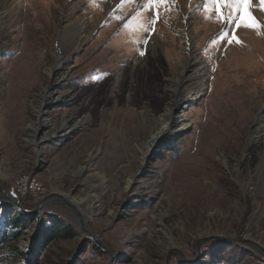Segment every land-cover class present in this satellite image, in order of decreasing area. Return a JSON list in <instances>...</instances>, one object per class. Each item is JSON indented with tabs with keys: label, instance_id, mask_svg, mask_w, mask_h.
I'll return each instance as SVG.
<instances>
[{
	"label": "rangeland",
	"instance_id": "rangeland-1",
	"mask_svg": "<svg viewBox=\"0 0 264 264\" xmlns=\"http://www.w3.org/2000/svg\"><path fill=\"white\" fill-rule=\"evenodd\" d=\"M243 11L0 0V186L47 198L0 193L39 214L0 264H264V3ZM47 212L76 235L38 242Z\"/></svg>",
	"mask_w": 264,
	"mask_h": 264
},
{
	"label": "trees",
	"instance_id": "trees-1",
	"mask_svg": "<svg viewBox=\"0 0 264 264\" xmlns=\"http://www.w3.org/2000/svg\"><path fill=\"white\" fill-rule=\"evenodd\" d=\"M25 203L24 201L23 205L26 211L33 210V206L28 207ZM1 207H3V210L0 213V262L7 260L12 255H15L17 259L21 256L27 257L28 252L24 255L18 247H12V243L21 236L24 230L30 227L33 221L39 218V214L26 220H20L11 204L1 205ZM39 222L38 242L43 243L45 246L60 240L71 239L76 235L72 225L52 212H47V216L41 217ZM7 249L10 250L9 253L5 252Z\"/></svg>",
	"mask_w": 264,
	"mask_h": 264
},
{
	"label": "snow or ice",
	"instance_id": "snow-or-ice-1",
	"mask_svg": "<svg viewBox=\"0 0 264 264\" xmlns=\"http://www.w3.org/2000/svg\"><path fill=\"white\" fill-rule=\"evenodd\" d=\"M149 4L151 5H158V4H166L168 0H148ZM261 3H264V0H260ZM249 0H205V12L208 14L206 15V19L211 17L212 13H215L216 21L218 23H228L232 18V13L239 12L241 17L245 15L244 8L248 5ZM225 9L228 11L226 12ZM156 17L153 16L150 18V22L154 23ZM244 21L243 26L245 27H262L261 25L257 24L254 18H250ZM241 26L240 23H237V27ZM148 31V29H145ZM229 43L232 42L230 39Z\"/></svg>",
	"mask_w": 264,
	"mask_h": 264
},
{
	"label": "bare ground",
	"instance_id": "bare-ground-1",
	"mask_svg": "<svg viewBox=\"0 0 264 264\" xmlns=\"http://www.w3.org/2000/svg\"><path fill=\"white\" fill-rule=\"evenodd\" d=\"M178 80H181V76H179ZM187 100L188 99L186 97L179 96L176 98V103L181 104V103L187 102ZM170 119H171L170 113H167L166 115H164L163 121H162V126H161L159 132L155 135L154 140H158L161 136L163 137L164 135H166L170 132L169 131ZM32 181L34 183H38L39 186H31V193H29L28 196L33 195V196L37 197L39 194H42L45 192V188L43 187L42 183L39 182L35 177H32L30 175H24L15 182L16 193L18 195L24 197L25 193L21 190V185L18 182H32Z\"/></svg>",
	"mask_w": 264,
	"mask_h": 264
},
{
	"label": "water",
	"instance_id": "water-1",
	"mask_svg": "<svg viewBox=\"0 0 264 264\" xmlns=\"http://www.w3.org/2000/svg\"><path fill=\"white\" fill-rule=\"evenodd\" d=\"M0 193L4 194L6 196V198H7L6 201H2V202L11 203L14 206H16L20 210L21 213H27V211L25 210L23 204L19 201L18 197H15L13 195L8 194L1 186H0ZM46 200H47V198L42 199L37 204V207L31 213L37 212L42 207V205L46 202Z\"/></svg>",
	"mask_w": 264,
	"mask_h": 264
},
{
	"label": "built area",
	"instance_id": "built-area-1",
	"mask_svg": "<svg viewBox=\"0 0 264 264\" xmlns=\"http://www.w3.org/2000/svg\"><path fill=\"white\" fill-rule=\"evenodd\" d=\"M21 185V190L25 193V198L28 197V194L31 193V186H39L38 183L32 182H18ZM39 199H37L38 201Z\"/></svg>",
	"mask_w": 264,
	"mask_h": 264
}]
</instances>
